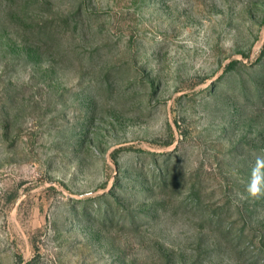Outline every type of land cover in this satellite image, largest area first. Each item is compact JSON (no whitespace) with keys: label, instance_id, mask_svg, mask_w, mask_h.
I'll return each instance as SVG.
<instances>
[{"label":"rangeland","instance_id":"rangeland-1","mask_svg":"<svg viewBox=\"0 0 264 264\" xmlns=\"http://www.w3.org/2000/svg\"><path fill=\"white\" fill-rule=\"evenodd\" d=\"M0 264H264V0H0Z\"/></svg>","mask_w":264,"mask_h":264}]
</instances>
